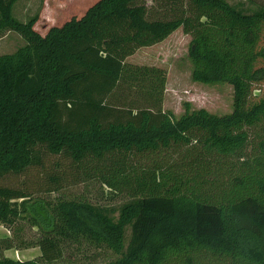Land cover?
Instances as JSON below:
<instances>
[{
    "label": "trees",
    "instance_id": "1",
    "mask_svg": "<svg viewBox=\"0 0 264 264\" xmlns=\"http://www.w3.org/2000/svg\"><path fill=\"white\" fill-rule=\"evenodd\" d=\"M15 1L0 0V31L24 40L0 54V222L30 221L39 256L0 254V264H53L63 242L80 240L115 255L95 264H264V8L246 13L225 0H185L157 16L145 0H96L40 35L35 15L24 22L12 15ZM178 28L190 37L191 81L229 85L228 112L189 101L178 115L161 108L164 69L126 60ZM119 85L152 106H111L107 97ZM169 151L179 161L143 169L127 160ZM46 154L89 166L129 200L115 216L86 200H60L53 209L2 183Z\"/></svg>",
    "mask_w": 264,
    "mask_h": 264
},
{
    "label": "rangeland",
    "instance_id": "2",
    "mask_svg": "<svg viewBox=\"0 0 264 264\" xmlns=\"http://www.w3.org/2000/svg\"><path fill=\"white\" fill-rule=\"evenodd\" d=\"M96 0H16L12 6V15L24 22L35 15L32 28L43 35L47 28L59 26L70 18L80 17ZM230 5L249 13L257 8H264V0H225ZM145 5L151 7L152 13L162 16L170 5L179 9L185 0H145ZM189 35L178 28L163 41L151 46L137 49L126 60L135 64H155L165 71V89L160 107L171 110L175 115L182 111L181 103L189 101L191 107H203L206 110L222 114L231 106V88L224 83L206 85L193 82L190 79V62L187 58ZM21 35L12 30L0 31V54L14 51L22 45ZM264 97V79L258 84ZM257 94L258 90H253ZM107 103L118 107L152 106L147 98L134 88L119 85L109 97ZM257 127L250 131L253 133ZM161 158V159H160ZM178 155L166 152L165 155L142 154L129 155L127 160L136 168L148 169L153 164L162 161H179ZM164 171V168H162ZM138 172V171H137ZM89 166L85 169L76 168L62 155H44L41 165L32 166L19 175L2 180L5 185L21 187L30 192L29 200L40 198L51 208L60 200H86L92 205L115 210L129 200L124 191L116 192L101 183L96 176H91ZM132 191H137L132 185ZM131 191V192H132ZM20 199H17L18 202ZM128 230L125 235L127 236ZM39 237L38 228L24 218L17 217L12 225L0 222V241L7 239L10 247L0 249V254L13 260L33 259L39 256L36 240ZM0 245L1 242H0ZM62 256L53 264H95L113 258L115 255L103 247H97L86 240L62 243Z\"/></svg>",
    "mask_w": 264,
    "mask_h": 264
}]
</instances>
